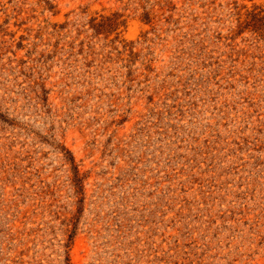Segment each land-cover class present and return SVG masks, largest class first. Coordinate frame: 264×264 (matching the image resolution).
Listing matches in <instances>:
<instances>
[{
    "label": "rangeland",
    "instance_id": "rangeland-1",
    "mask_svg": "<svg viewBox=\"0 0 264 264\" xmlns=\"http://www.w3.org/2000/svg\"><path fill=\"white\" fill-rule=\"evenodd\" d=\"M0 264H264V0H0Z\"/></svg>",
    "mask_w": 264,
    "mask_h": 264
}]
</instances>
